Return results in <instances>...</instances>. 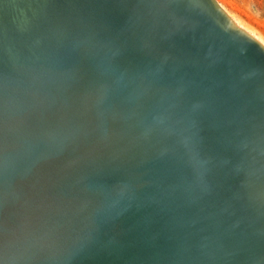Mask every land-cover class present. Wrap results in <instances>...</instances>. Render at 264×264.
Masks as SVG:
<instances>
[{"label": "water", "instance_id": "1", "mask_svg": "<svg viewBox=\"0 0 264 264\" xmlns=\"http://www.w3.org/2000/svg\"><path fill=\"white\" fill-rule=\"evenodd\" d=\"M151 3L179 31L103 3L93 61L0 70L3 264H264V54L203 0Z\"/></svg>", "mask_w": 264, "mask_h": 264}, {"label": "bare ground", "instance_id": "2", "mask_svg": "<svg viewBox=\"0 0 264 264\" xmlns=\"http://www.w3.org/2000/svg\"><path fill=\"white\" fill-rule=\"evenodd\" d=\"M203 1L219 16L218 20L224 31H232L239 40L254 45L264 54V41L241 25L220 1ZM34 3L37 6L32 7V14H29V9L25 8V5H30L28 0H0V70L14 80L32 85L52 83V80L57 79L60 73L59 55L64 50H71L79 59L94 60L102 44L97 30L98 19L103 16L98 8L103 3L112 6L113 11L119 13L123 20L132 17L134 12L139 14V11L159 28L179 31L171 22H164L165 15L160 14L151 0H32L31 5ZM32 17L39 21L35 26L28 24V18ZM125 55L127 60H122V68L140 74L143 79L150 78V63L146 65V61L144 63L135 57L131 58L130 54ZM100 64L96 62L94 66L81 65L73 76L81 83V72L85 76L84 72L98 69ZM82 82L86 84L85 80ZM66 85L67 82L61 84L63 93L74 98L76 93ZM76 90L73 89L74 92ZM199 155L196 156L197 162L203 160ZM203 174L202 179L207 182L208 176ZM262 174L258 192L264 201V173ZM253 198L255 204H258L255 195Z\"/></svg>", "mask_w": 264, "mask_h": 264}, {"label": "rangeland", "instance_id": "3", "mask_svg": "<svg viewBox=\"0 0 264 264\" xmlns=\"http://www.w3.org/2000/svg\"><path fill=\"white\" fill-rule=\"evenodd\" d=\"M30 5L27 12L32 14V7L37 6L35 3L31 5L32 0H28ZM225 8L236 18V20L252 34L264 41V0H218ZM31 7V8H30ZM37 22V23H36ZM38 19L28 18L29 26L38 24ZM81 80V79H80ZM81 83L82 82L81 80ZM85 84V83H84ZM82 85V84H81ZM83 88V87H82ZM264 173V172H263Z\"/></svg>", "mask_w": 264, "mask_h": 264}, {"label": "snow or ice", "instance_id": "4", "mask_svg": "<svg viewBox=\"0 0 264 264\" xmlns=\"http://www.w3.org/2000/svg\"><path fill=\"white\" fill-rule=\"evenodd\" d=\"M5 125V111L3 105H0V140H2L3 129ZM3 221L0 219V256L3 254ZM0 264H3V260L0 259Z\"/></svg>", "mask_w": 264, "mask_h": 264}]
</instances>
